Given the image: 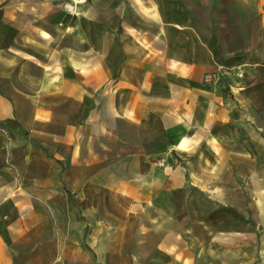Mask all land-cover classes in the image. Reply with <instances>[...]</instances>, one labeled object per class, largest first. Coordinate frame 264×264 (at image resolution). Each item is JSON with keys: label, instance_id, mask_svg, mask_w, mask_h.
Segmentation results:
<instances>
[{"label": "crops", "instance_id": "crops-1", "mask_svg": "<svg viewBox=\"0 0 264 264\" xmlns=\"http://www.w3.org/2000/svg\"><path fill=\"white\" fill-rule=\"evenodd\" d=\"M65 1L0 0V264H254L264 0Z\"/></svg>", "mask_w": 264, "mask_h": 264}, {"label": "built area", "instance_id": "built-area-1", "mask_svg": "<svg viewBox=\"0 0 264 264\" xmlns=\"http://www.w3.org/2000/svg\"><path fill=\"white\" fill-rule=\"evenodd\" d=\"M92 1L93 0H66L63 9L67 13H72L76 8L85 6ZM228 76H233L237 80H241L243 78V71L239 67L227 72L221 71L218 75L216 74L211 76H205L204 82L208 85H216L219 81L222 80V78L227 80Z\"/></svg>", "mask_w": 264, "mask_h": 264}, {"label": "rangeland", "instance_id": "rangeland-1", "mask_svg": "<svg viewBox=\"0 0 264 264\" xmlns=\"http://www.w3.org/2000/svg\"><path fill=\"white\" fill-rule=\"evenodd\" d=\"M258 244L256 248H252L251 259H254V264H264V226L259 227V232L257 233ZM261 242V244H260ZM256 249V250H255ZM254 250L256 254L254 255Z\"/></svg>", "mask_w": 264, "mask_h": 264}]
</instances>
